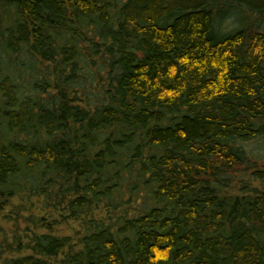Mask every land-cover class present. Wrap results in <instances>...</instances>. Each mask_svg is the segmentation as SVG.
Wrapping results in <instances>:
<instances>
[{
  "label": "trees",
  "instance_id": "16d2710c",
  "mask_svg": "<svg viewBox=\"0 0 264 264\" xmlns=\"http://www.w3.org/2000/svg\"><path fill=\"white\" fill-rule=\"evenodd\" d=\"M0 264H264V0H0Z\"/></svg>",
  "mask_w": 264,
  "mask_h": 264
}]
</instances>
